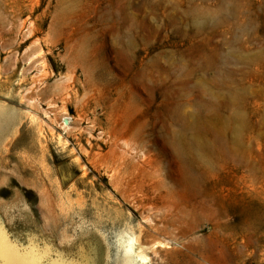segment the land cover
<instances>
[{
    "label": "rangeland",
    "instance_id": "374dc122",
    "mask_svg": "<svg viewBox=\"0 0 264 264\" xmlns=\"http://www.w3.org/2000/svg\"><path fill=\"white\" fill-rule=\"evenodd\" d=\"M131 240L264 264V0H0V264H129Z\"/></svg>",
    "mask_w": 264,
    "mask_h": 264
},
{
    "label": "bare ground",
    "instance_id": "6f19581e",
    "mask_svg": "<svg viewBox=\"0 0 264 264\" xmlns=\"http://www.w3.org/2000/svg\"><path fill=\"white\" fill-rule=\"evenodd\" d=\"M173 134H174V132H173ZM144 139H145V136H142L140 134H138L136 137L135 136L131 137V139H129L124 144L123 152H122L123 156L120 158L118 157V158L120 160H122V162H123L124 159L127 158L126 155L129 154L130 152H135L137 149H140L141 147L147 148L148 146H147V143L144 141ZM118 142H119V138L115 135V138L111 140V147L115 146V148H118ZM166 144L169 147L170 152L172 153L173 157L176 159V161L179 163V165L182 167V169L186 173H193L194 171L197 172L201 168L202 169L205 168L204 162L201 164L199 163V165L197 164V162H200L198 159V155H197L194 147L191 146L190 144L182 145V143L179 141V139H176V138L173 140H169V141L167 140ZM210 149H211V147H209V145H208V146H204L202 148V151L204 154L209 155L211 153ZM140 150H142V148ZM117 161H118V159H115V163ZM129 162L131 163V161L128 160V163ZM126 164H127V162H126ZM134 166H135V163H134ZM134 166L132 165V167H134ZM135 250H136V252H135ZM137 250H140L139 247L137 246V244L133 240L129 241L127 249H126V254H127L126 256H127L128 263L134 264V262H135L134 261V254H136L137 260L139 259L141 264H146L147 263L146 257L139 254L137 252ZM30 261L25 262L22 260L5 258L3 264H35V263H33V261H31V262ZM55 261H57V260H55ZM59 263H61V262H58V264Z\"/></svg>",
    "mask_w": 264,
    "mask_h": 264
}]
</instances>
